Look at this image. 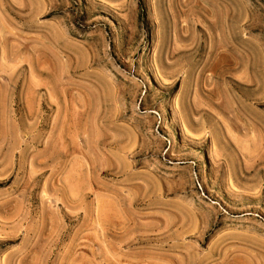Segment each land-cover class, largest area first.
I'll return each instance as SVG.
<instances>
[{
    "label": "rangeland",
    "instance_id": "rangeland-1",
    "mask_svg": "<svg viewBox=\"0 0 264 264\" xmlns=\"http://www.w3.org/2000/svg\"><path fill=\"white\" fill-rule=\"evenodd\" d=\"M0 264H264V0H0Z\"/></svg>",
    "mask_w": 264,
    "mask_h": 264
},
{
    "label": "bare ground",
    "instance_id": "bare-ground-1",
    "mask_svg": "<svg viewBox=\"0 0 264 264\" xmlns=\"http://www.w3.org/2000/svg\"><path fill=\"white\" fill-rule=\"evenodd\" d=\"M255 139V138H254ZM161 166V165H160Z\"/></svg>",
    "mask_w": 264,
    "mask_h": 264
}]
</instances>
